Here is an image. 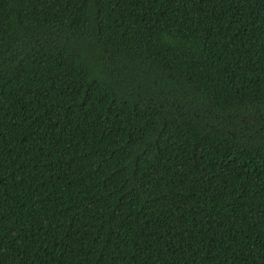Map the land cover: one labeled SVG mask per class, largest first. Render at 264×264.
Listing matches in <instances>:
<instances>
[{
	"label": "trees",
	"instance_id": "1",
	"mask_svg": "<svg viewBox=\"0 0 264 264\" xmlns=\"http://www.w3.org/2000/svg\"><path fill=\"white\" fill-rule=\"evenodd\" d=\"M0 264H264V0H0Z\"/></svg>",
	"mask_w": 264,
	"mask_h": 264
}]
</instances>
